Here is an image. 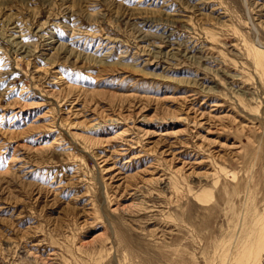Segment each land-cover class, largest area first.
I'll list each match as a JSON object with an SVG mask.
<instances>
[{
	"label": "rangeland",
	"instance_id": "obj_1",
	"mask_svg": "<svg viewBox=\"0 0 264 264\" xmlns=\"http://www.w3.org/2000/svg\"><path fill=\"white\" fill-rule=\"evenodd\" d=\"M263 221L264 0H0V264H264Z\"/></svg>",
	"mask_w": 264,
	"mask_h": 264
},
{
	"label": "bare ground",
	"instance_id": "obj_2",
	"mask_svg": "<svg viewBox=\"0 0 264 264\" xmlns=\"http://www.w3.org/2000/svg\"><path fill=\"white\" fill-rule=\"evenodd\" d=\"M255 51L257 52V53H259L260 51H258L256 48H255ZM262 223V225H263V227H264V221L263 222H261Z\"/></svg>",
	"mask_w": 264,
	"mask_h": 264
}]
</instances>
